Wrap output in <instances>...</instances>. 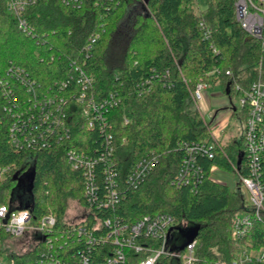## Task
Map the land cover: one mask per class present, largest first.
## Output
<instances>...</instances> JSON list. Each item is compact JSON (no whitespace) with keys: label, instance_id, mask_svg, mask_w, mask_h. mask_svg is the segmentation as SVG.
<instances>
[{"label":"trees","instance_id":"1","mask_svg":"<svg viewBox=\"0 0 264 264\" xmlns=\"http://www.w3.org/2000/svg\"><path fill=\"white\" fill-rule=\"evenodd\" d=\"M140 1L80 0L75 6L64 0H36L22 13L34 30L35 35H29L19 28L10 0H0V73L14 64L25 69L40 87L67 83V93H71L77 88L70 77V62L74 60L94 76V96L102 100L117 94L119 100L111 112L114 152L109 150L106 134L99 128H88L77 112L68 121L69 139L33 153L34 188L24 190V198L17 195L19 182L15 177L24 180L29 174L26 163L30 153L13 148L9 124L6 119L0 122V167L13 170L11 175L0 177V206L11 208L18 203L30 207L34 224L54 215L58 241L53 239V243L61 264H79L83 252L91 264H106L103 245L90 247L88 239L78 237L65 222L70 200L87 206L83 174L71 167L66 156L72 148L96 159L100 198L109 192V169L120 182L123 194L119 205L93 206L95 215L117 216L131 224L147 215L171 214L187 225L188 231L200 228L198 252L207 259H215L216 254L234 259L243 243L264 247L260 226L242 243L233 237V219L244 198L211 176L214 167L229 169L223 153L215 150L212 157L198 155L202 174L194 188L173 184L185 157L181 143L210 140L205 121L190 107V90L201 83L221 84L230 93L235 92L236 84L248 86L260 75L261 65L264 72V34L262 41L247 40L235 19L237 0H206L205 8L199 0H145V13L133 14L129 34L123 39L124 50L112 60L110 52L130 15V6ZM92 39L96 40L90 43ZM89 44V54L85 55L82 50ZM18 96L28 99L22 88ZM4 100L0 90V119L4 118ZM224 149L235 161L244 152V145L236 141ZM148 155L158 159L153 172L138 188L129 187L124 179ZM92 216L90 226L94 224ZM45 247L40 245L22 259L3 258L13 264L31 263L41 258ZM140 259L132 255L127 264H137Z\"/></svg>","mask_w":264,"mask_h":264},{"label":"built area","instance_id":"2","mask_svg":"<svg viewBox=\"0 0 264 264\" xmlns=\"http://www.w3.org/2000/svg\"><path fill=\"white\" fill-rule=\"evenodd\" d=\"M67 5H80V0H64ZM36 0H10L9 7L17 16L19 28L27 34H34L33 28L23 14L28 6ZM235 5V19L241 26L247 38L263 40L264 34V0H237ZM204 28V25L201 24ZM96 39H92L93 43ZM91 44L83 48V54L88 55ZM71 80L76 90L67 93V83H57L40 87L36 80H32L27 71L19 66L10 64L4 73H0V90L5 101L2 109L3 119L9 124V142L15 150L30 153L26 165L29 170L35 167V156L45 148L69 139L71 129L68 121L78 112L87 127L99 128L106 134L110 152H114L111 144L113 125L111 112L118 106L117 94L99 100L94 96L95 78L74 60L70 62ZM217 72H220L217 70ZM226 74L231 76V71ZM260 75L248 86L236 84L234 93L240 95V107L229 108L230 116L239 115L244 121L243 142L244 152L238 155L235 161L226 154L220 142V134L211 131L208 142L181 143L185 157L181 162L180 170L173 181L179 188L184 185H194L199 180L202 171L197 159L200 153L212 157L215 150L223 153L229 164L228 170L212 169L216 172L232 173L239 179L227 184L232 190L242 194L244 200L233 219V237L242 243L253 237L258 226L264 229V72L260 66ZM209 84L201 83L190 90L191 100L198 105L203 100ZM24 90L27 100L20 99L18 90ZM71 91V90H70ZM68 94V95H66ZM199 106V105H198ZM245 116V117H244ZM203 118V115H202ZM204 120V118H203ZM205 121V120H204ZM129 122L125 117V124ZM207 122L205 121V124ZM1 124V123H0ZM211 130L213 129L210 128ZM224 129H221L223 132ZM66 156L74 170H80L84 178V196L87 206H81L84 211L81 219L73 222L65 221L70 231L80 238H87L89 246L103 245V262L106 264H127L132 255L141 256L137 264H264V247H255L252 243L240 244L237 257L225 260L219 254L215 259L203 258L198 252V242L194 238L188 242V226L180 222L175 216L166 213L147 215L129 224L117 216L100 217L92 212L93 206L98 209L110 208L119 205L122 192L120 182L113 169H109L107 181L109 192L102 198L98 195L99 181L96 172V159L85 153L69 148ZM242 162L238 164L240 157ZM113 165L115 164L112 162ZM158 159L155 155L142 158L131 169L124 179L126 184L136 189L142 185L153 172ZM11 167H0V177L12 174ZM30 207H21L18 203L11 207L0 206V264L6 262L3 255L22 259L46 244L41 258L31 263L20 264H61L54 249L53 239L58 234L54 232L57 223L54 215H47L36 224L33 223ZM93 214V216H92ZM90 215L94 219L93 226L89 224ZM103 231V232H102ZM68 233V232H67ZM30 234V244L22 252L8 251L6 241L20 239ZM97 234V236H96ZM61 235H64L62 233ZM184 247V249L182 248ZM79 264H91L90 258L83 252ZM98 264V263H94Z\"/></svg>","mask_w":264,"mask_h":264},{"label":"rangeland","instance_id":"3","mask_svg":"<svg viewBox=\"0 0 264 264\" xmlns=\"http://www.w3.org/2000/svg\"><path fill=\"white\" fill-rule=\"evenodd\" d=\"M201 8L206 7V0H199ZM146 3L145 0H141L140 2H136L130 6L129 9V16L124 21L119 34L117 35L114 47L112 52H110V56L113 59H118L120 57L121 52L124 50L123 46V39L126 34H129V28L131 24V20L133 14L137 12L145 13L146 11ZM128 31V33H127ZM127 37V36H126ZM203 100L199 102V106L196 105L192 100L190 107L192 110L196 111L201 117L203 115L204 120L206 123V129L211 135V131L216 133V129L218 128V120L224 119L227 121L226 126L222 129L223 132H217L216 135L220 134V139L222 143V147L224 149L225 146L232 145L234 142H240L243 136V129H244V121L241 116L233 115L230 116L228 110L233 105L236 107H240V95L235 93L228 94L226 89L221 84H211L204 90ZM221 123V122H220ZM219 123V124H220ZM213 129L211 130L210 128ZM225 151V149H224ZM229 151V148L226 150ZM225 151V152H226ZM214 180L224 184H230L233 181V184L236 185L239 182V179L235 177L232 173H225L223 172H216L211 175ZM17 195L22 196L23 198L26 196L24 190L19 189L17 190ZM84 209L77 204L76 201L70 200L68 202V209L67 214L65 217V221L73 222L75 220L81 219L82 212ZM30 234L26 235L20 239H13L10 241H6V246L8 251L13 252L16 250L17 252H22L24 249H27V246L30 244Z\"/></svg>","mask_w":264,"mask_h":264},{"label":"water","instance_id":"4","mask_svg":"<svg viewBox=\"0 0 264 264\" xmlns=\"http://www.w3.org/2000/svg\"><path fill=\"white\" fill-rule=\"evenodd\" d=\"M247 40H252L251 37H248ZM226 92L230 94L229 89H226ZM242 162V156L240 157L238 164ZM16 180H18V188L22 190H26L28 192H31L34 188V181H35V169L32 168L29 172V174L26 176V178H18L15 177ZM200 228L195 227L191 231H188V242L192 241L197 236V232H199ZM184 249V247H182Z\"/></svg>","mask_w":264,"mask_h":264},{"label":"crops","instance_id":"5","mask_svg":"<svg viewBox=\"0 0 264 264\" xmlns=\"http://www.w3.org/2000/svg\"><path fill=\"white\" fill-rule=\"evenodd\" d=\"M228 112H229V110H228ZM221 122V123H220ZM220 123V124H219ZM226 124H227V121H225L224 119H219L218 120V128L216 129V132H220V130L224 127V126H226Z\"/></svg>","mask_w":264,"mask_h":264}]
</instances>
